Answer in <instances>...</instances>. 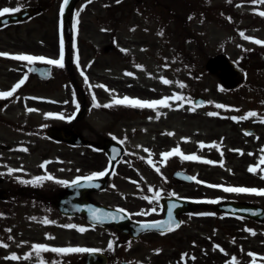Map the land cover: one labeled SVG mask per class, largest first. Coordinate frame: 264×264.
Instances as JSON below:
<instances>
[{
    "label": "rangeland",
    "instance_id": "rangeland-1",
    "mask_svg": "<svg viewBox=\"0 0 264 264\" xmlns=\"http://www.w3.org/2000/svg\"><path fill=\"white\" fill-rule=\"evenodd\" d=\"M43 1L48 0H0V9L4 7H20L22 9L26 6H39ZM168 1L171 0H164L165 3ZM87 2L88 0L77 5L79 15L76 18L78 26L82 21L81 31L77 28V32L81 34L78 39H81L83 45V56L85 60L88 59L84 71H79L78 68L76 73L79 76L77 78L80 82L79 85L82 87L77 88V84L70 78L67 67L59 68L55 66L54 73L57 77L54 81L41 84L36 78H31L26 86L17 90L8 100H19L18 97H22L23 100L27 97H35L36 100H54V98L74 100L73 106L76 108L78 107L76 105L78 100H83L82 88L86 100H93L94 95L95 100L100 103H105L107 100L113 101L114 98L122 99L125 96L141 100H157L179 94L190 100L197 96H203L207 100L214 101V106L211 109H217L222 114L221 117L208 116L207 113L211 110H196L193 112L189 110L193 105L187 103V101L183 102V107H177V103H182L180 101H170V108H162L158 111L160 113L159 119L156 118L157 112L154 113V111L146 110V108H138L139 112L122 108L113 112L116 116L111 115L109 117L107 113L98 110L99 112L93 113L83 120L89 122L95 130V132L91 129L86 131L93 132L89 135L95 141H98L100 137H117L125 143L127 152L121 163L124 169L122 173L125 175L120 177L117 174V184L113 181L111 190L105 192V198L101 199L112 206L128 210L133 216L135 215L134 211L140 210L139 199H142V196L137 197V201L132 198L135 190L134 182L140 179L143 184L149 185L155 183L156 177L167 180L168 167H166L165 162L161 163L163 152L156 149L154 145L159 144L158 140L164 142L162 145L165 149L170 147L169 149L172 150L182 144L181 151L183 153V147L186 150L196 151L197 148L194 144L196 143L195 137L198 135L205 138L203 140L216 134L223 135V140L225 138L228 140L230 138L238 139L239 129L237 125L239 124L241 129L243 123L242 120L234 122L230 119L231 116H244L248 112H256L257 117L246 119L249 125H253L250 123L252 119L264 117V46L246 40L239 34L244 32L248 37L264 41V17L256 14L259 11H264V4L255 5L252 0H231V2L229 0H200L198 5L187 6L186 8L178 5L174 6L173 1L167 8L159 6L154 9L150 5L148 11L137 8L135 19L129 20L130 22L124 20L120 28V40H117L119 33L107 40L108 36H102L101 27L104 25H100L96 20L99 18V13L94 8L98 5L87 8ZM60 4L61 0H52L48 3V7L40 5L43 10L35 17L17 24L1 26L0 48L9 51H30L31 54L28 53V55L58 59L56 32L58 31L60 18ZM99 6L105 7L106 5L101 2ZM103 16H107L104 10ZM114 17L117 18V16ZM184 18L188 19L190 23L189 30L185 26H181ZM162 28L168 29V32L163 31ZM150 31L152 32L149 36ZM111 35L112 33H110ZM11 36L12 40L6 44ZM113 38H115V43L120 48L118 54H110L104 51V47L108 43H112ZM58 47L60 50V41ZM144 48H149L148 55L142 54L143 52L140 51ZM217 54L226 55L238 69L239 89L230 91L224 88L221 69L212 72L207 67L209 58ZM7 65L6 63H0V92L10 91L17 83L12 84L15 76L7 73ZM126 72H130L132 75H125ZM85 77H87V82ZM161 78L172 83L166 85ZM110 82L112 85H105V83ZM11 84L12 87L8 89ZM179 84H183L185 87L181 88ZM97 85H104L105 87H98ZM105 89H108V91ZM248 100L256 101H250L248 104ZM216 104L225 107L216 108ZM0 112L3 113V110L0 109ZM60 115H63V112H60L58 117ZM42 120L41 117L37 121L42 122ZM59 121H61L60 118ZM83 121L80 120V122ZM132 122L141 125L142 127L139 126L138 129H141L142 132L131 134ZM169 132L173 135H167ZM4 135L6 136L8 133L0 124V139L3 140ZM244 138L248 139L249 137ZM251 138L258 139V136ZM33 140L35 139L29 138V136L23 138L24 142H33ZM37 140L40 139L37 138ZM197 142H199L198 139ZM52 145L50 141L45 139H42L41 143L34 142L32 147L35 152L31 154L30 158L21 161L31 166H37L35 162L42 160L40 158L42 157L41 154L50 153L51 149L59 155L55 159L52 158L54 159L52 161L57 160L59 162L68 159L70 153L76 156V154H82L86 151L83 147L76 148L77 151L76 149L71 151L73 148L61 144H58L56 150V147L54 148ZM226 146L227 149L233 148L232 140H229ZM144 149H148L149 152H145ZM190 153L196 155L194 152ZM60 154L65 158L63 159ZM253 156L255 157V153ZM104 159L105 157L102 154L101 156L96 155L92 160L102 162ZM148 159H151L153 164L160 168V175L147 167L146 161ZM230 159L238 165L242 164L241 160H246L247 157L236 158L230 156ZM247 161L249 162V160ZM8 162L4 163L0 160V175L6 174L12 180H18L17 177L24 173V165L18 167L14 163L9 162L8 164ZM177 164V156H175L168 165H172V169L168 168V170L172 171L177 168ZM6 167L15 168L13 169L15 171L9 172ZM150 167L154 168L152 165ZM92 169L95 168L92 166ZM58 174V176L54 175L53 180L68 181L72 179L61 166ZM43 176H45V173ZM223 176L229 177L226 174H223ZM216 177H218L217 174ZM53 183L56 185L57 190L65 185L56 183V181ZM113 195H117L118 198L113 197ZM128 203L133 204L135 208L131 210L127 206L118 205ZM0 222H2L1 217ZM198 226L202 227V246L204 247L207 242L213 241L212 233L208 232L207 234L204 232L203 224ZM3 228L5 230L4 235L0 227V244L8 245V243H11V247H0V264H38L33 249L25 247V245L28 243L34 245L41 241L34 242L31 241L32 238L27 240L30 236V230L28 229L13 233L15 228L10 227L11 235L8 236V228L6 226ZM48 231L51 232L47 236L42 233V243L51 245L53 241L60 248L62 245H65L66 248H82V244H86L82 233L75 234L59 230V233L53 235L52 233L57 231L56 229L52 228ZM86 231L90 237V243L99 247H105L110 243L114 246L115 242L122 241L121 236L108 228L92 227ZM169 239L172 242H169L167 237L157 236L151 238L147 236L145 241L139 242L140 245L128 242L122 245V248L117 249L118 254L115 256V260L121 255L124 259L147 256L155 258V261H157V257L164 258L167 255H172L174 260H170L171 264H181L178 258L179 252L174 250L177 247L176 245L180 243L179 238L174 236L173 239ZM218 241L222 245L225 242L230 243L229 250L233 246L230 238L220 236ZM21 246H23V250L18 251L17 254L15 250H18ZM185 247L190 253L194 251L188 242H186ZM133 248L140 251H137L135 255L130 254L129 251ZM156 250H160L158 254ZM212 251L215 252V249H212ZM8 252L17 255L20 259L8 261V259H5V257H9ZM28 254H31V257L24 259L23 257ZM47 254L48 257L42 256L46 264H83L82 252L68 254L48 252ZM222 256V258L225 257Z\"/></svg>",
    "mask_w": 264,
    "mask_h": 264
},
{
    "label": "flooded vegetation",
    "instance_id": "flooded-vegetation-1",
    "mask_svg": "<svg viewBox=\"0 0 264 264\" xmlns=\"http://www.w3.org/2000/svg\"><path fill=\"white\" fill-rule=\"evenodd\" d=\"M41 101V100H40ZM38 101V102H40ZM37 101L30 102L29 104H36ZM45 103V102H44ZM52 104V103H50ZM55 104H59V102H55ZM210 103L204 107H197L200 109H208L213 108L210 107ZM8 106V105H7ZM24 104L21 103V107H23ZM86 108V112L89 110L88 107ZM14 109V107H8L7 111L10 112ZM219 116V114L217 115ZM221 117V116H219ZM225 120L227 118H224ZM31 122V119H21L20 121L13 122L11 126L17 130L19 128H23L21 125V122ZM230 120V119H228ZM26 125V124H25ZM49 127H60L64 131L66 135H68L73 130H76L73 125H62L58 126L56 124H51ZM87 124L84 127V131L86 130ZM79 131V130H78ZM45 132L47 134L48 127H46ZM88 136V141L83 145L84 149H86L85 152L82 154H77L76 157H74L73 154L70 155V160H63L62 162L58 161H52V160H45L41 162H35L37 166H26V171L23 173L22 176H20L19 180L12 181L11 179L8 180L6 183L5 189H4V197H3V208H0V213L4 216V222L7 226L15 228V230H21V229H28L30 230V236L27 240L37 242L43 237H40L39 232L43 229V227H47L45 224L42 223L45 216V211L52 203H56L59 196L61 194H64L67 192V186L64 187L60 191V193L57 191L56 185L53 183L54 180H42L37 183H22L21 181H34L36 177H43V175L40 172H45L46 176H58L59 171V164L65 165L68 169L67 175L72 178L77 177H83V176H89L91 173H98L104 170L105 163L101 161H93L92 159L95 157V154L92 153V151H98L95 150L99 146H102V141H93L89 133H86ZM101 138V137H100ZM99 138V140H100ZM209 139L213 142H217L221 145L223 148L222 150H225L227 148V143L229 140H232V144L237 147L243 146L247 149H251L250 144H247L245 140L243 139H234L230 138L229 140L225 138L223 140V135H211ZM9 140V139H7ZM11 141V140H9ZM52 142L57 144V141L51 140ZM10 145H2L0 148L6 149L8 153L11 151H18V149L10 148ZM100 151V150H99ZM249 152V150H248ZM100 153V152H98ZM51 155L50 153L45 154V158H48ZM211 160L215 164H211L209 166L207 165H198V170L196 173L195 169V179L192 183H186V182H175L172 180L170 176L167 178L170 181H161L159 183H153L149 185L143 184L141 181H137L135 184V189L137 191V194L135 198L142 196V199L139 200H145L144 197H148L149 195L153 194L156 191H161L162 196H176L179 198H188L192 200L196 206V208L185 215V222L182 226V232L177 237L180 241V248L181 254H187L183 256L182 262L184 264H190L191 261L194 260L190 256L191 254L195 255V261L193 264H223L224 261H220L217 256H213V251L215 245H218L219 248H216V251H219L220 246H231L230 243H224L222 245L218 241V234L217 232H213L212 227L215 230H218L219 224L224 225L227 227V235L232 240L230 241L233 243V246L231 250L229 251V260L232 256H235L239 262V264H250L251 258L247 255L248 252L256 253L259 256H264V234L256 233V236L254 239H249L243 236V230L247 228L248 226H251L253 230L259 229L263 231L264 224H261L256 221L244 219L237 216H228L230 220L227 221H220L218 216L219 214H223L222 212L216 210L214 208V203H208L207 201H226V200H238L242 202H250L255 204H264V196H259L253 193H238V192H226L223 189L227 187H236V188H254L257 190H264V179H262V173H252L249 172L247 169L251 166V164H254L256 162V157H248L246 160H241L242 164L236 165L233 161H231L230 156L228 154L221 153H211ZM226 157V163L227 165L233 167V174L232 176L225 177L220 176L222 172L225 173V171L222 169L221 164L223 165L222 161L224 160L223 157ZM9 158L8 160L13 161L10 156H7ZM76 158V160H74ZM249 160V162L247 161ZM16 163L19 161L15 160ZM45 163V165L43 164ZM69 164V165H68ZM43 165V167H41ZM95 169H92V166ZM122 165L117 167L111 174L110 178L113 175L118 174L120 177H123L125 174L123 172ZM193 171V167L190 169ZM216 174L218 177H216ZM76 176V177H75ZM73 179V180H75ZM72 180V181H73ZM197 181H200L202 183H198ZM57 183V182H56ZM208 185H217L218 187H208ZM149 188L152 189V191H149ZM147 191V192H146ZM104 190L95 191L90 194V196L94 198L103 199L105 198ZM173 193L175 195H173ZM120 198V195H118ZM113 197L118 198L117 195H113ZM222 197V198H219ZM101 199V200H102ZM23 206V208H21ZM130 208H135L133 204H129ZM136 212L143 213L140 210H136ZM145 213H149L147 215H142L141 218H144L143 216H153L155 213L147 210ZM205 213H210L211 215H202ZM159 214V213H158ZM82 216V215H80ZM78 215L72 217H80ZM51 217H57V216H50L47 220H49ZM84 217V216H83ZM25 218V219H23ZM35 218V219H33ZM64 221L68 222V218L64 217ZM151 218V217H149ZM158 218V217H155ZM25 220V221H24ZM51 220H53L51 218ZM29 221V222H26ZM221 222V223H220ZM204 230H208L212 233L213 241L207 242L206 246H202V227L197 225L204 224ZM210 227V228H208ZM196 228V229H195ZM223 229L221 228V231ZM194 231V234H193ZM206 232V231H204ZM207 233V232H206ZM172 235H175L174 233H171ZM208 234V233H207ZM205 237V236H204ZM86 240L90 242L89 236H86ZM186 242L189 243V245L192 247L191 249L194 250L190 253L188 249H186L185 245ZM181 244H184L181 246ZM195 244V245H194ZM89 248V247H88ZM118 246H113L111 249L113 252H110V249L107 250V254L113 256L110 259V264H140L139 258L132 257L131 260H123V258L120 256L119 259H116V262H114V256L117 253L116 249ZM242 249V251H241ZM205 250V251H204ZM130 254H135L137 252L136 249H131ZM239 252V253H237ZM88 252H86L87 254ZM173 258L171 256H166L163 259V264H168L170 260ZM147 257H141L140 261L141 263H148ZM257 264H264V260H258Z\"/></svg>",
    "mask_w": 264,
    "mask_h": 264
},
{
    "label": "snow or ice",
    "instance_id": "snow-or-ice-1",
    "mask_svg": "<svg viewBox=\"0 0 264 264\" xmlns=\"http://www.w3.org/2000/svg\"><path fill=\"white\" fill-rule=\"evenodd\" d=\"M88 2L91 3L92 0H88ZM119 2H120V0H117V3H119ZM229 2H231V0H229ZM63 3H64V5H67L68 0H63ZM252 3L255 4V5H260V4H264V0H252ZM20 11H21L20 7H15V8L4 7L3 9H0V17H4L5 15H9V14H14V13H17V12H20ZM63 11H64V7L62 6L61 9H60L61 14H63ZM256 14L260 15L261 17H264V11H259ZM78 15H79V13H77V16ZM190 19H191V17H190ZM160 34L162 35L163 33H160ZM239 34H240V36L242 38H244L246 40H251L252 42H254L256 44L264 46V41L255 40V39H253L251 37H248V36H246L244 34V32H240ZM0 56L8 57L9 54L8 53H0ZM10 58L13 59V60H17V61H25L29 65L34 64L36 62H41V63L47 64V65H54L56 67L63 68L64 67V42H63V39L61 38V40H60V52H59V58L58 59L45 58L43 56H33V55H28V54L12 55V56H10ZM137 67H139V66H137ZM29 71H38V69L29 68ZM47 74L48 73H43V75H47ZM81 74L83 75V73H81ZM125 75L131 76L132 73L126 72ZM27 79H28V77H27V75H25L23 78H21L19 80L18 83H16L12 87V89L10 91L0 92V99H8V98L12 97L16 93V91L22 85H24V83L26 82ZM161 79H162V82L164 84H166V85L172 83L171 81H169L167 79H163V78H161ZM85 81L87 82V77H85ZM97 86L98 87H105L104 85H97ZM179 87L183 88V87H185V85L179 84ZM105 90L108 91V89H105ZM169 101H180V102H182L179 105V107H183V102L187 101V103L193 105L189 109L190 111H193V112H195L196 108L198 106H200L199 104H193V102L190 99H188V98H186V97H184L182 95H179V94H173L170 97H164L162 99L151 100V101L141 100L139 98H130V97L125 96L122 99L114 98L113 101H112V104L124 105V106L132 107V108H141V109L149 108V109L156 110L158 108H170L171 105H170ZM112 104H105V105L101 106V105H99L98 103L95 102V96L93 95V106L94 107L108 108V107H111ZM215 107L216 108H224L225 106L221 105V104H216ZM27 111L28 112H32V111H34V109L28 108ZM47 115L50 116L52 114H47ZM207 115L208 116H217L218 113H216V112H208ZM257 116H258V114L256 112H248L247 114H245L244 116H241L239 118L230 117V119H233V120H244V119H249L251 117H257ZM58 118L63 119L64 117H63V115H60ZM156 118L157 119L160 118V113L159 112H157ZM258 122L264 124V117H260ZM244 134L245 135H252L251 132H245ZM167 135L171 136V135H173V133L169 132V133H167ZM113 139H116V137H113ZM120 143H123V141H120ZM207 146L211 147V148H216L217 150H219V145L216 144V143H212L211 145H207ZM204 147H206V145L203 144V143H200V148H204ZM21 150L22 151H27V149H21ZM114 151H116V150L114 149ZM144 151L145 152H149L148 149H144ZM261 151L264 152V149H261ZM149 155H151V153H149ZM221 155H223V153H221ZM249 155H252V154L249 153ZM173 156H178V157L181 158V160H185V161H189V160L190 161H200L201 160V157H199L197 155H194V154L193 155H186V154H184L181 151V149L179 148V146H177V147L173 148L172 150L167 151V152H163L161 154V163L166 162L170 157H173ZM202 162L206 163V164L214 163L213 161H210V160H203ZM147 163L152 165L158 173L160 172V168L156 167V165L153 164V161L151 159H148ZM259 165H264V156L260 157ZM221 166H223V165L221 164ZM41 167H43V165H41ZM257 170H258V166L257 167L250 166L248 168V171L252 172V173L257 172ZM9 171L11 172V171H15V170L10 169ZM259 171L264 172V167H260ZM106 174H107L106 171H101V172H98V173H93V174H91L89 176L77 177L71 183L74 184V185H78V186H85V185H81V180L91 182V181H94V180L98 179L99 177H103ZM185 178L189 179V180H194L195 179V177H185ZM261 178L264 179V176H262ZM53 179L54 178L52 176H43V177H36L34 181H21V182L22 183H37V182L42 181V180H53ZM197 182L198 183H202L200 181H197ZM57 183L67 184L68 182L67 181H57ZM87 186H93V185L89 184ZM208 187H213L214 188V187H218V186L217 185H208ZM223 190L226 191V192L253 193V194H256V195H259V196H264V190H257V189H254V188L227 187V188H224ZM149 191H152V189L149 188ZM173 195H175V194L173 193ZM160 197H161V193L159 191H157V192H155L153 199H155L158 202ZM144 199H148V197H144ZM149 202L151 203V200ZM207 202L208 203H217L218 201H207ZM174 207H175V205H171L169 207L168 213H167V216H168L167 220L143 223V224L140 225V229L141 230H158L161 235H164L166 233L175 231L177 228L180 227V223L176 222L174 217H173L172 208H174ZM119 211L123 212L124 210L120 209ZM151 211L155 212L156 209L153 208ZM140 214L147 215L149 213H140ZM202 215H211V214L210 213H205V214H202ZM112 218L114 219L115 217H112ZM33 219H35V218H33ZM91 219L93 221H102L104 219V217H102L101 215L97 214V212L95 210H93L92 213H91ZM42 223L43 224H49V223H54V222L49 221L47 219H44L42 221ZM64 227L75 228L76 226L75 225H65ZM78 230L80 232L85 231L84 228H79ZM9 231H10V229H9ZM245 231H251V230L245 229ZM251 234L252 235H256L255 232H252ZM48 238H51V237H48ZM0 247L7 248L8 245L7 244H0ZM111 247H112V244L110 243L109 244V248H111ZM216 248H219V246L215 245L214 249H216ZM32 249H33V252L35 253V255H36L37 259H38V264H46V262L43 260V258L41 256V254L44 253V252L51 251V252L58 253V254H68V253H74V252H90V253H94V252L98 251L97 249H87V248H78V247L77 248H72V247H68V248H55V247H52V248H50L47 245H43V244H34V245H32ZM159 251L160 250H156L157 254L159 253ZM220 251L223 252L224 250L220 249ZM241 251H242V249H241ZM185 255H187V254H182V258ZM225 255H227V253H225ZM247 255L251 258L250 264H257L258 260H264V256H259L256 253L248 252ZM30 257H31V254H28V255L24 256L23 258L24 259H29ZM5 259L18 260V259H20V257H18L15 254H12L9 257H5ZM192 259H195V257H192ZM226 264H239V262H238V260H237V258L235 256H232L231 259L228 262H226Z\"/></svg>",
    "mask_w": 264,
    "mask_h": 264
},
{
    "label": "water",
    "instance_id": "water-1",
    "mask_svg": "<svg viewBox=\"0 0 264 264\" xmlns=\"http://www.w3.org/2000/svg\"><path fill=\"white\" fill-rule=\"evenodd\" d=\"M71 10H72V7L70 8L69 12H71ZM37 11H38L37 9L26 8V9H24V13H22L19 18H22L24 16H28V15H33V14L37 13ZM11 19H12L11 17H4L3 18V20L6 22L10 21ZM14 19H16V18H14ZM69 20L70 19L68 18V22H67L68 26H69ZM64 32L66 34V37H68V35H70V30L68 27H66V30L64 29ZM223 59L224 58L220 57V56L213 58L210 62V65H211L213 70L219 64H222L227 69L226 71L228 72L230 78L225 79L226 86L231 88L232 86H234L231 84L232 83L231 77L234 76V72L228 68V66H227L228 63L226 62L225 59H224L225 61ZM198 100H203V99H198ZM110 145L111 144H109V146ZM116 150H118V151H116V153L114 152V155H113L112 150H109V148H108V152L110 153V156L112 157L113 161H117L123 153L122 147L120 148L119 146H117ZM77 188H81V187L78 185H75L72 188L74 194L71 197H72V199L74 198V202L77 203L73 207L76 208L75 210H78L80 212H87L85 209V204H87V209L89 208V205H88L89 199L87 196V191L84 190L82 193V191H80ZM80 194H81V197H80ZM93 210H95L97 212V214L104 217V219L102 221H93L91 219V214H90L89 218L94 223H98L101 225H111V226H113V227H115V228H117L123 232L129 233L130 235H132L134 237H138L140 235V233L144 231V230L140 229V225H141L140 223L132 222L128 216H126L124 213H122L120 211H117L115 209H112V208H109V207H106V206H103V205L97 204V203H95V204L92 203L90 205V213H92ZM112 217H115V218L113 219ZM89 262H90V264H107V258L101 253H93L89 257Z\"/></svg>",
    "mask_w": 264,
    "mask_h": 264
}]
</instances>
